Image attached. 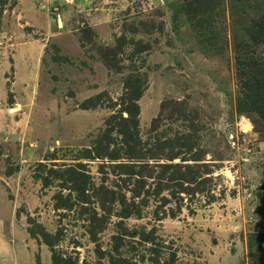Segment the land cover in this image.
Segmentation results:
<instances>
[{
	"label": "rangeland",
	"instance_id": "rangeland-1",
	"mask_svg": "<svg viewBox=\"0 0 264 264\" xmlns=\"http://www.w3.org/2000/svg\"><path fill=\"white\" fill-rule=\"evenodd\" d=\"M263 16L264 0H0V264H54L44 233L62 264H264V121L236 59Z\"/></svg>",
	"mask_w": 264,
	"mask_h": 264
},
{
	"label": "trees",
	"instance_id": "trees-1",
	"mask_svg": "<svg viewBox=\"0 0 264 264\" xmlns=\"http://www.w3.org/2000/svg\"><path fill=\"white\" fill-rule=\"evenodd\" d=\"M248 34L251 43H241L237 45V64L240 83L243 87V97L240 104L243 108L247 105L256 107L258 114L264 121V64L257 60L252 54V48L258 45L264 39V16L251 19L248 25ZM250 52V54H248ZM140 77L136 80L129 79L127 89H130V103H128L127 111L129 117H134L138 114V101L143 96L142 84ZM88 102V101H87ZM84 108H91L86 102ZM123 120H126L123 118ZM254 123V122H253ZM255 125V124H254ZM34 235L33 231H30ZM46 243L52 248L54 264H62L61 258L56 254L53 247V238L50 234H42ZM38 264H41L39 261Z\"/></svg>",
	"mask_w": 264,
	"mask_h": 264
},
{
	"label": "built area",
	"instance_id": "built-area-1",
	"mask_svg": "<svg viewBox=\"0 0 264 264\" xmlns=\"http://www.w3.org/2000/svg\"><path fill=\"white\" fill-rule=\"evenodd\" d=\"M237 125L239 127V130L242 133H248V132L252 131L254 128L253 122L248 117H246L245 115H241L239 117Z\"/></svg>",
	"mask_w": 264,
	"mask_h": 264
}]
</instances>
